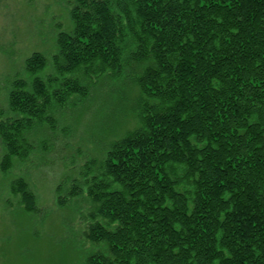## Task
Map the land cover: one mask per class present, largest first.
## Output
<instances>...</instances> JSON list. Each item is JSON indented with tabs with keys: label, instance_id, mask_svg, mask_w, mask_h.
<instances>
[{
	"label": "trees",
	"instance_id": "trees-1",
	"mask_svg": "<svg viewBox=\"0 0 264 264\" xmlns=\"http://www.w3.org/2000/svg\"><path fill=\"white\" fill-rule=\"evenodd\" d=\"M68 1L55 52L33 51L11 82L2 170L58 109L126 81L134 125L107 132L58 194L91 202L85 235L101 247L75 264H264V0ZM11 190L39 212L23 177Z\"/></svg>",
	"mask_w": 264,
	"mask_h": 264
},
{
	"label": "rangeland",
	"instance_id": "rangeland-1",
	"mask_svg": "<svg viewBox=\"0 0 264 264\" xmlns=\"http://www.w3.org/2000/svg\"><path fill=\"white\" fill-rule=\"evenodd\" d=\"M71 7L68 0H0V118L13 116L8 90L15 78L29 79L26 58L41 51L50 59L55 52L58 31L70 26ZM49 64L42 75L54 70L52 61ZM103 83L101 93L84 105L58 109L53 114L55 129L43 125L32 131L29 158L14 162L7 171L1 166L5 147L0 139V264H75L85 260L86 252L101 247L85 235L90 200L78 197L60 206L57 198L80 177L89 157H102L107 132L116 130L120 121V128L134 125L125 106L139 96L138 88L123 80ZM20 177L36 194L38 213L26 211L12 193L11 184Z\"/></svg>",
	"mask_w": 264,
	"mask_h": 264
}]
</instances>
